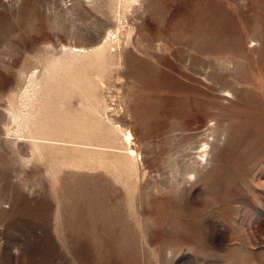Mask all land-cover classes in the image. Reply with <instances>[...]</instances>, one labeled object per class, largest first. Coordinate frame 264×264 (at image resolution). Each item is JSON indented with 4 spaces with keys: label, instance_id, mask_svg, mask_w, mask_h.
<instances>
[{
    "label": "rangeland",
    "instance_id": "374dc122",
    "mask_svg": "<svg viewBox=\"0 0 264 264\" xmlns=\"http://www.w3.org/2000/svg\"><path fill=\"white\" fill-rule=\"evenodd\" d=\"M0 264H264V0H0Z\"/></svg>",
    "mask_w": 264,
    "mask_h": 264
},
{
    "label": "bare ground",
    "instance_id": "6f19581e",
    "mask_svg": "<svg viewBox=\"0 0 264 264\" xmlns=\"http://www.w3.org/2000/svg\"><path fill=\"white\" fill-rule=\"evenodd\" d=\"M70 251H73V250H70ZM72 259V258H71ZM73 262V261H72Z\"/></svg>",
    "mask_w": 264,
    "mask_h": 264
}]
</instances>
